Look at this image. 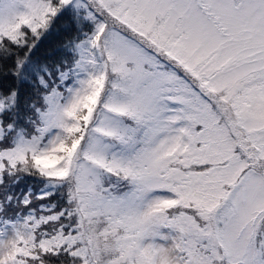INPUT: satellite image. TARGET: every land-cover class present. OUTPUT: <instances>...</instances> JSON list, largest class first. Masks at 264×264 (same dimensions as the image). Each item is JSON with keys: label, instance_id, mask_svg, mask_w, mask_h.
I'll use <instances>...</instances> for the list:
<instances>
[{"label": "snow or ice", "instance_id": "6c2138e0", "mask_svg": "<svg viewBox=\"0 0 264 264\" xmlns=\"http://www.w3.org/2000/svg\"><path fill=\"white\" fill-rule=\"evenodd\" d=\"M0 264H264V0H0Z\"/></svg>", "mask_w": 264, "mask_h": 264}, {"label": "trees", "instance_id": "16d2710c", "mask_svg": "<svg viewBox=\"0 0 264 264\" xmlns=\"http://www.w3.org/2000/svg\"><path fill=\"white\" fill-rule=\"evenodd\" d=\"M59 39H60V37L54 36V37L52 38V43H53V44L58 43V42H59Z\"/></svg>", "mask_w": 264, "mask_h": 264}]
</instances>
